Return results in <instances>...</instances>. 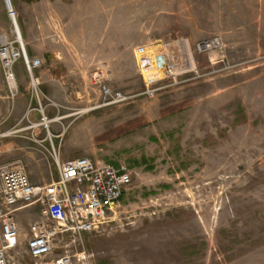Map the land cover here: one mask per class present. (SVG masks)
<instances>
[{
    "label": "rangeland",
    "instance_id": "rangeland-1",
    "mask_svg": "<svg viewBox=\"0 0 264 264\" xmlns=\"http://www.w3.org/2000/svg\"><path fill=\"white\" fill-rule=\"evenodd\" d=\"M10 2L28 56L41 68L58 62V73L61 55L79 78L63 110L68 130L76 117L95 116V126L74 137L78 155L133 170L114 213L81 237L92 264H264V0ZM12 31L0 0V34ZM204 41L210 47L199 51ZM34 45L47 56L30 53ZM137 45L180 66L176 82L163 81L152 97L144 79L163 74L149 68L143 77ZM99 82L128 99L105 105ZM0 93L8 95L1 69ZM46 97L43 106L57 101ZM72 240H56L48 258L63 245L81 249ZM10 255V264H44L21 234Z\"/></svg>",
    "mask_w": 264,
    "mask_h": 264
},
{
    "label": "built area",
    "instance_id": "built-area-1",
    "mask_svg": "<svg viewBox=\"0 0 264 264\" xmlns=\"http://www.w3.org/2000/svg\"><path fill=\"white\" fill-rule=\"evenodd\" d=\"M4 2L15 37L0 34L3 83L8 95L15 97L18 93L15 65L21 61L30 74L32 96L41 113V122L48 130L49 119L44 114L46 104L43 106L40 95L45 99L47 97L40 92L39 81L33 75L42 61L26 53L23 42L18 39V25L12 4L10 0ZM208 47L209 41L197 45L199 51ZM134 56L142 75L149 68H155L163 74L158 80L147 82L144 79L145 93L149 97L162 88L163 81L176 82L180 66L168 54L149 50L146 45H137ZM99 84L105 105L128 99L121 91L112 90L102 82ZM51 148L49 155L54 162L57 177L48 183H32L23 167L0 161V264H10V254L17 245L19 230L15 213L29 206H36L39 213L38 219L30 225L26 238V247L32 258L44 264H92L91 254L82 245L81 237L107 222L110 214L118 207L122 195L132 184L133 170L125 163L113 165L103 160L94 161L87 156L61 160L59 150L53 145ZM65 237L73 238V242L77 240L81 249L69 252L67 245H63L62 254L48 258L56 249V240H64Z\"/></svg>",
    "mask_w": 264,
    "mask_h": 264
},
{
    "label": "crops",
    "instance_id": "crops-1",
    "mask_svg": "<svg viewBox=\"0 0 264 264\" xmlns=\"http://www.w3.org/2000/svg\"><path fill=\"white\" fill-rule=\"evenodd\" d=\"M30 51L33 55H45L44 57H46L49 49L41 45H34ZM60 59L58 73L55 71V65L58 62H47L45 67L34 70V76L39 81V90L42 95L57 99L56 102L51 100L44 102L46 103L44 114L49 119L48 130L41 122V113L36 107L32 96L31 82L26 76L22 63L15 65L18 93L12 98L10 105L6 103L9 99L8 95L0 93V161L23 167L30 181H39L37 184L48 183L57 177L55 170L52 171L51 163L45 153L47 148L56 143L61 160L81 156L78 155L80 152L78 149L83 148L82 142L79 143L74 137L78 133L80 136L82 132L86 133V128L95 126V116L83 121L76 117L73 121L75 127L68 130V113L63 110L67 109L66 102L71 96V87L80 81L79 78L70 75L72 72L68 62L62 61L61 55ZM80 95L82 94L80 93ZM65 148L72 149L67 157H64L62 152ZM87 157L95 161V154L92 153ZM103 161L113 165L118 164L107 160ZM16 213H19L18 217L15 216L19 234L27 238L30 225L39 217L38 208L29 206Z\"/></svg>",
    "mask_w": 264,
    "mask_h": 264
},
{
    "label": "bare ground",
    "instance_id": "bare-ground-1",
    "mask_svg": "<svg viewBox=\"0 0 264 264\" xmlns=\"http://www.w3.org/2000/svg\"><path fill=\"white\" fill-rule=\"evenodd\" d=\"M17 33H18V39L20 40V41H22L21 40V36H20V32H19V30H18V27H17ZM185 50H186V52L188 53V56H189V67L190 68H193V66H194V63L192 64V59H191V57H190V52H189V49H188V46H187V44H185Z\"/></svg>",
    "mask_w": 264,
    "mask_h": 264
}]
</instances>
